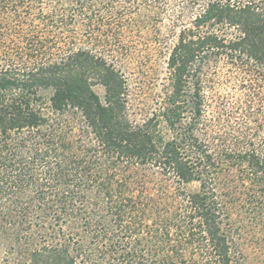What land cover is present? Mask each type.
I'll return each mask as SVG.
<instances>
[{
  "label": "trees",
  "instance_id": "obj_1",
  "mask_svg": "<svg viewBox=\"0 0 264 264\" xmlns=\"http://www.w3.org/2000/svg\"><path fill=\"white\" fill-rule=\"evenodd\" d=\"M135 32L166 51L144 97ZM243 216L264 233V0H0L17 264H243Z\"/></svg>",
  "mask_w": 264,
  "mask_h": 264
},
{
  "label": "rangeland",
  "instance_id": "obj_2",
  "mask_svg": "<svg viewBox=\"0 0 264 264\" xmlns=\"http://www.w3.org/2000/svg\"><path fill=\"white\" fill-rule=\"evenodd\" d=\"M167 21L169 22L167 24V21H164V23L167 26V29L162 30V34L165 36L167 33L168 27L171 25L170 23V18H166ZM128 30L126 31V33ZM153 33V32H151ZM132 36L131 33H128ZM141 35L137 34L135 32L134 34V41L132 42H137L138 44H143L141 50H139L140 55L143 57L138 63L145 61L146 62V68H143V72L137 70V66H135V62L133 65L130 67L133 69V71H129L133 76L132 82L133 84H137V86L141 85V88L137 90L139 93V96H145L146 94H149L150 92L153 91L152 85L155 84V82L158 80L159 76L161 75L162 72V66L164 64V57L166 55L165 51V46L155 43V38H148L146 40L138 41L142 38L143 35L146 33H140ZM157 38H161L159 34H157ZM130 37V36H129ZM129 37L127 36L125 39L128 40ZM132 37V38H133ZM143 39V38H142ZM131 40V39H130ZM133 40V39H132ZM130 51L131 53H135L133 51L134 44H130ZM128 46V47H129ZM148 54L145 56V53ZM139 58V54L136 55V60ZM127 72V74L129 73ZM130 77V76H129ZM95 91L102 97L103 95V90L100 87H96ZM42 95L44 98L49 97V92H42ZM188 190L193 189V186L187 187ZM240 210V209H239ZM241 211V210H240ZM240 214V212H239ZM242 215V214H241ZM241 222L243 226H238L240 228V231H238L236 237V242L238 246V250L240 251L242 257H240L243 260V264H264V233H262L258 227L251 228L248 227L247 224L248 219L243 216L240 217ZM249 225V224H248ZM237 225H235L236 227ZM13 244V241L11 242L9 239L2 237L0 235V264H17L22 263L24 261L23 257H18L17 255H10L9 247ZM26 248L28 244H22ZM30 245V244H29ZM17 246V244L15 245Z\"/></svg>",
  "mask_w": 264,
  "mask_h": 264
}]
</instances>
